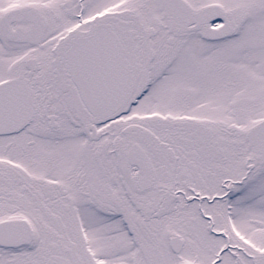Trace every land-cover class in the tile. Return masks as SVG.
<instances>
[{
	"label": "snow or ice",
	"instance_id": "snow-or-ice-1",
	"mask_svg": "<svg viewBox=\"0 0 264 264\" xmlns=\"http://www.w3.org/2000/svg\"><path fill=\"white\" fill-rule=\"evenodd\" d=\"M0 264H264V0H0Z\"/></svg>",
	"mask_w": 264,
	"mask_h": 264
}]
</instances>
